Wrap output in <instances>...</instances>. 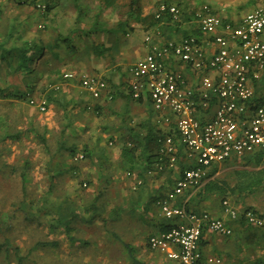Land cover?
<instances>
[{
	"label": "crops",
	"instance_id": "1",
	"mask_svg": "<svg viewBox=\"0 0 264 264\" xmlns=\"http://www.w3.org/2000/svg\"><path fill=\"white\" fill-rule=\"evenodd\" d=\"M52 1L55 6L46 14L30 5L18 3L15 7H11L12 4L7 3L6 8L11 7V9L3 15L1 14L2 10L0 11V29L2 26H4L3 28L11 26L14 27L13 31L15 29L19 32L26 30L28 34L33 32L36 35L35 38L28 36L30 42L39 47L42 46L41 53L37 55L32 64H34V69L35 65H41V71L46 79L39 88L38 95H33L46 102V110L40 112L37 107L31 106L36 113L44 116L47 121L41 131L45 132V139L48 133L50 136L57 133L60 136L59 142L64 140L62 143L67 150L68 148H76V146L87 147L90 160L92 158L91 153H94L96 159L93 157L92 161L106 162L111 166V169L115 165L112 167V163H114L110 159L112 154L108 153L106 148L108 143L114 146L116 148L114 151L115 164H119L120 170H126L127 186L134 190L137 188L135 182L137 180L142 181L139 186L144 190L143 194L146 195V199L140 204V207L144 211L143 215L146 217V221L148 218L151 219V223L152 219L158 221L155 225L151 224L155 231L149 236L165 231L160 229L163 223H168L170 227L176 221L162 217L160 212H158L160 215L158 219L157 211L159 208L156 201L172 188L184 168L193 166V162L187 158L184 143L178 133L175 132V116L168 111H156L147 93L143 92L139 99L132 98L130 94L132 75L129 69L148 52L149 43L145 41L147 34H151L152 41L159 44L178 42L183 37L192 35L197 39L198 48L204 51L207 58L216 49L212 36H206L200 32L193 13L186 15L181 14L180 11L177 21H173L166 14L159 21H156L157 3L153 0H137L138 11L132 13L128 6L129 0L127 2L121 0ZM12 9L14 11H11ZM212 11L216 13L213 9ZM216 14L223 23L231 25L238 24L242 18ZM7 23L9 24L7 25ZM72 41V45H65ZM17 42L20 43V40ZM165 62L169 69L181 73L185 87L197 91L202 89L201 77L208 73L207 70L194 68L191 64L183 63L171 56H167ZM67 71H72L75 75L87 74L104 80L107 86L99 98H93L80 86L77 78L62 80V74ZM35 73L39 74L36 70ZM209 74L214 76L212 71ZM37 77L32 75V84L37 80ZM59 82H61L60 90L48 89V84ZM254 83L256 90H258L260 83L257 81ZM49 95L52 99H49ZM216 108L217 101L211 96L207 108L198 106L197 115L202 119H207L213 115ZM54 114L57 116V121L53 120ZM166 117L169 120H166ZM156 130L164 133V136H171L173 139L176 160L172 166L168 165L167 158L165 164L158 162L155 155L150 158L146 154L140 155L130 165L121 160L119 156L120 147L126 140V136L128 143L130 141L128 138L133 140L136 138L135 133L144 137L147 133L152 134ZM83 131L86 133L91 131L104 140L102 142L99 140L100 143L98 142V144L92 142L89 144L88 140L84 139L76 143L75 135L81 134ZM66 134L67 137H70L66 138L68 142H65L64 137H62ZM87 138L89 139V135ZM89 145L91 146L89 147ZM94 148H96L95 151H90ZM100 155H102L101 161L99 160ZM246 160L258 162V165L264 166V149L244 157L232 158L211 165L201 186L196 189L185 190L174 202V206L184 207L188 211L207 212L214 217L222 218L231 226L232 234L229 236L217 234L206 227L202 232L201 252L204 256L218 258L220 262L216 264H220L221 260L225 264H253L260 258L264 259V227L257 228L246 223L243 224L241 217L232 219L224 212L222 206V201L228 200L239 214L247 208H252L263 214L264 207L259 203V198H255V195L263 187H259L255 191H248L250 194L246 196L244 195L247 194L246 192H242L243 196H241L236 189L235 182L227 188V185L225 186L224 181L221 180L223 183L220 182V184L223 185L221 187L224 190L222 192L215 187L213 190L206 188L209 183L220 186L216 183V179L225 170L232 169L233 172H237L242 168H247L244 164ZM159 161H161L160 157ZM159 163L164 166L160 170L157 169ZM213 169L215 172L210 175ZM202 186L206 192L201 198H197ZM227 190H233L235 192L233 196L236 198L231 200L226 197L225 199ZM147 214H151V216ZM149 236L145 249L150 251L149 257H151L154 253L160 252L150 249L148 246ZM214 241L217 243H213ZM207 251L208 253L214 251L218 255L207 254ZM136 257L152 264L167 262L178 264V262L170 259L167 262H153L149 261L148 257L144 259ZM261 264H264V261Z\"/></svg>",
	"mask_w": 264,
	"mask_h": 264
},
{
	"label": "rangeland",
	"instance_id": "2",
	"mask_svg": "<svg viewBox=\"0 0 264 264\" xmlns=\"http://www.w3.org/2000/svg\"><path fill=\"white\" fill-rule=\"evenodd\" d=\"M153 1L157 4L161 2ZM0 2L2 15L17 5V1L15 4L8 0ZM179 2L180 5L178 0H172L170 3L177 5L181 14L193 13L194 16L200 6L207 4L221 16L233 18H241L257 5L264 4V0ZM7 3H11V7L6 8ZM29 35L30 38H35L36 34L31 32L27 34ZM72 44L73 41L65 45ZM35 66V70L41 75L34 73V76L38 77L31 94L38 95L37 92L46 77L41 71V65ZM29 79L32 80V76L25 78L21 74L9 72L0 62L2 88L15 87L24 91ZM26 100L17 101L16 105L12 106L0 101V120L3 121V124H0V264H5L7 260L8 247H11V253H15L14 249H17V255L22 257L21 264H131L124 244L135 249V256L142 259L148 257L147 259L153 262L169 261L161 253H154L149 257L150 251L145 249L147 237L155 231L152 225L158 221L152 219L151 223L150 218L146 221L144 211L140 207L146 199L144 190L140 186L134 190L127 186L126 170H120L119 164H115L116 148L109 143L106 148L108 153L112 154V167L115 165L111 169L106 162L92 161L93 157L96 159L94 153H91V160L89 156L80 158L79 155L83 154L82 146H76L74 155H71L64 148V140L59 142L60 136L57 133L51 136L48 133L43 143L35 137L34 128L41 131L47 121L44 116L36 113ZM52 117L57 121L55 114ZM4 132H8L9 136L4 137ZM62 137L65 142H68L66 138H70L67 134ZM98 137V134L91 131H83L75 135V140L76 143L84 139L88 140L89 144H98L99 140H104ZM92 150L95 151L96 148L90 149ZM101 157L102 155L100 161ZM244 164L247 168H239L237 172L232 169L225 170L216 179V183L223 186L220 182L224 181L225 186L229 188L234 182L236 184L237 179L242 183L259 177L264 178V170L257 171L264 169V166L248 160ZM248 173L250 177L247 176ZM261 187L263 188L255 198H259V203L264 207V185ZM203 188L204 186L199 189L197 198L205 194ZM233 194L235 195L233 190H227L224 198L233 200L236 198ZM240 194L243 196V193ZM248 194L250 193L244 195ZM91 201L99 212L92 222L88 220L92 210L85 209ZM70 208L76 210L78 217L73 218L67 228L60 225L57 219L60 213L64 214ZM158 212L159 210V219ZM5 240H8L9 245L5 244ZM213 253L218 255L214 251H207V254ZM16 262L12 255L6 264ZM220 264L225 262L221 260Z\"/></svg>",
	"mask_w": 264,
	"mask_h": 264
},
{
	"label": "built area",
	"instance_id": "3",
	"mask_svg": "<svg viewBox=\"0 0 264 264\" xmlns=\"http://www.w3.org/2000/svg\"><path fill=\"white\" fill-rule=\"evenodd\" d=\"M36 7L43 11L45 5L37 2ZM166 14L177 21L180 10L176 5L159 3L155 18L161 19ZM194 19L203 35L212 36L216 46L213 54L207 58L192 35L178 42L159 44L147 34L148 52L129 69L130 94L139 99L143 92L147 93L156 111H168L175 116V129L184 143L187 158L193 162L156 201L160 215L176 222L167 230L149 236L148 246L178 264H216L220 262L218 258L204 256L201 252L202 232L206 227L229 236L231 226L222 218L207 212H191L174 206V202L185 190L200 187L211 165L264 149V4L247 12L235 25L223 23L207 4L195 11ZM167 56L207 70L201 77L202 89L185 87L181 73L167 66ZM211 71L214 76L209 74ZM70 78H77L93 98H99L107 86L104 80L87 74L75 75L72 71L62 74V80ZM255 81L260 83L258 90ZM47 87L60 90L61 82ZM211 96L217 101V108L209 118L202 119L197 115V108H207ZM26 97L30 106L40 112L46 110L42 98L30 92ZM159 141L161 153L172 166L176 160L172 137L167 135ZM162 167L159 163L157 169ZM141 184L142 181L137 180L135 187ZM222 206L230 218L241 217L249 226L264 227V218L253 209H244L239 214L228 200H223Z\"/></svg>",
	"mask_w": 264,
	"mask_h": 264
},
{
	"label": "trees",
	"instance_id": "4",
	"mask_svg": "<svg viewBox=\"0 0 264 264\" xmlns=\"http://www.w3.org/2000/svg\"><path fill=\"white\" fill-rule=\"evenodd\" d=\"M8 1L14 2V4H15V1H17L18 4L30 5V6L34 7L35 9H38L36 7V3L40 2V3L45 5V8L43 10L44 14L48 13L55 6V4H52V2H53L52 0H8ZM160 1L167 3V4H171L170 2L172 0H160ZM180 4H181V2H179V0H178V5H180ZM158 5H159V3L157 4V7H158ZM128 6L131 10V13L134 11H138L137 0H129ZM1 10H2V6L0 5V11ZM156 21H159V19H156ZM8 24L9 23H7V25ZM3 27L4 26H2L0 29V62L3 63L4 68L9 72L21 74L25 78L31 77L35 73V69L32 66V63L36 59L37 55H39V53H41L42 46L39 47L35 43H31L29 40V37L27 36L28 32L26 30L19 32L17 29H15V31H13L14 27H11V26H6L5 28H3ZM18 40H20V43L17 42ZM32 81H33V79L27 80L28 83L25 85V87H27V88L24 91H20L18 88L16 89L15 87H13V88L9 87V88L5 89V88H2L0 86V101L4 102L7 106H9V105L12 106V105H16L17 101L26 100L27 99V97H26L27 93L33 91V89H34V83L32 84ZM48 97H49V99L50 98L52 99V97L50 95ZM0 124L2 125L3 121H1ZM175 132H177V131H175ZM135 134H136V136H135L136 138L134 140L131 138H128V140L130 139V141L128 143L126 142L127 141V136H126V140L124 141V143L120 147L119 156L125 164L130 165V164L134 163L138 156L144 155V154H146L149 158L155 155V156H157L158 162H162L164 164L166 163L165 162L166 157L160 151L161 142L159 141L160 139H163V137L165 135L164 133H162L159 130H156L152 134L147 133L144 137H141L139 133H135ZM34 135L39 140H41L43 143L45 142V136H44L45 132L44 131L43 132L38 131L36 128H34ZM7 136H9L8 132H4V137H7ZM16 136H18V134ZM141 138H142V140H140ZM68 151L71 155H74V153H75L74 148H68ZM155 151H157V152L155 153ZM83 154L86 157L90 156V153L88 152L87 147L83 148ZM159 157L161 158V161H159ZM263 170L264 169H259L257 171L261 172ZM214 172H215V170L213 169V171L210 173V175ZM23 174L24 173H22V175ZM248 175H249V173L247 174V176ZM248 177H250V175ZM22 178L24 180L23 176H22ZM262 185H264V178L259 177L256 180L251 179V180H249V182L245 181L242 183L239 182V179H237L235 186H236V189H238V191L240 193H242V192L248 193V191L251 192V191L255 190L256 188L261 187ZM213 187L217 188L220 192L224 191L221 186H215L213 183H209L206 186V188H208L210 190H213ZM153 199L154 198L152 197V200ZM85 209L86 210L87 209L92 210L91 216L88 218V220L92 222L93 219L96 216H98V213H99L96 210V206L91 201L88 205L85 206ZM249 209H252V208H249ZM38 211H40V210H38ZM254 211L257 212L256 210H254ZM258 214L262 218H264V213L263 214L258 213ZM75 217H78L76 210L74 208H70L68 212H66L64 214L60 213L57 220L60 223V225L69 228V224H70L71 220ZM241 220H242V223L244 224L245 221L243 220V218H241ZM164 222H166V221H164ZM168 228H169V224L163 223L160 229L166 230ZM257 228H263V227H257ZM5 244L9 245L8 240L7 241L5 240ZM124 248H125L126 254L128 252V255L130 256L131 264H152V263H147L145 261L138 259L134 253L135 249H133L130 245L124 244ZM10 249H11V247L6 248L7 260L5 261V264H6V262H8L11 259L12 255L17 260V262L15 264H21L22 257L20 258L17 255V249H14L15 253H11ZM263 261H264V259L260 258L259 261L256 260V262H254L253 264H261V262H263ZM161 264H170V263L167 262V263H161Z\"/></svg>",
	"mask_w": 264,
	"mask_h": 264
}]
</instances>
